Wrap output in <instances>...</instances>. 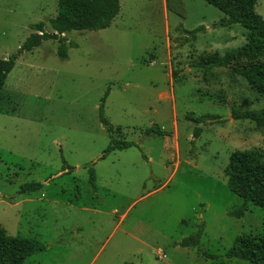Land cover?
I'll use <instances>...</instances> for the list:
<instances>
[{"label": "rangeland", "instance_id": "obj_1", "mask_svg": "<svg viewBox=\"0 0 264 264\" xmlns=\"http://www.w3.org/2000/svg\"><path fill=\"white\" fill-rule=\"evenodd\" d=\"M120 3L109 27L65 34L68 58L51 39L16 59L0 101L1 226L45 245L24 264H253L227 253L240 235L263 232L264 209L250 202L232 216L243 199L224 170L236 150L264 153V129L232 117L264 98L233 66H191L202 52L244 45L248 30L217 25L225 14L206 0ZM58 9L59 0H0V58L18 52L32 24L53 32ZM256 10L264 17V0ZM103 100L121 128L114 138L135 143L105 158ZM30 182L42 186L21 193ZM202 224L200 246L179 244Z\"/></svg>", "mask_w": 264, "mask_h": 264}, {"label": "trees", "instance_id": "obj_2", "mask_svg": "<svg viewBox=\"0 0 264 264\" xmlns=\"http://www.w3.org/2000/svg\"><path fill=\"white\" fill-rule=\"evenodd\" d=\"M220 9L225 17L217 25L229 26L240 23L248 30L247 42L233 50L221 55L218 52H202L196 60L191 62L193 67L211 69L215 67L233 66V69L243 76L264 98V17L256 10L257 0H206ZM121 8L120 0H59L57 16L49 19L53 32L46 31V22L40 21L32 24L34 30L17 53L8 58H0V101L8 74L13 70L16 59L24 51H32L46 40H57V53L61 58H68L69 45L66 33L72 31L91 30L97 31L109 27ZM200 26L189 33L192 37L200 30ZM75 46H77L75 44ZM109 91L106 92L108 95ZM105 96L104 98H106ZM104 102L100 106V118L106 125L112 140L105 149L101 158L116 149H125L135 145L132 141L116 139L114 135L120 132V127L115 128L105 116ZM232 117L235 119H251L257 127L264 129V107L257 110H241L232 108ZM202 116L197 121H202ZM211 119H216L214 116ZM150 130V129H149ZM168 134L159 125L151 131ZM202 128L196 127L194 136L201 134ZM149 132V131H148ZM230 189L243 199V204L230 211L234 217L241 218L248 210V203H254L264 209V153L258 149L236 150L225 167ZM89 182L96 186L97 175L95 168L89 167ZM42 186L39 182L24 184L20 192L28 193L38 190ZM203 235V224L200 229L190 236L184 237L179 244L184 247L200 246ZM45 248L37 239L12 235L0 224V264H24L34 253ZM204 256L216 259L218 256L203 252ZM229 258H239L253 264H264V229L261 234L244 233L237 237L234 245L228 251ZM210 264H220L212 262Z\"/></svg>", "mask_w": 264, "mask_h": 264}]
</instances>
